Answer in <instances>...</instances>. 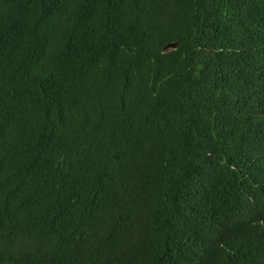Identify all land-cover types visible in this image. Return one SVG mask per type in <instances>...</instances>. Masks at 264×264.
Instances as JSON below:
<instances>
[{"label":"trees","instance_id":"1","mask_svg":"<svg viewBox=\"0 0 264 264\" xmlns=\"http://www.w3.org/2000/svg\"><path fill=\"white\" fill-rule=\"evenodd\" d=\"M0 264H264V0H0Z\"/></svg>","mask_w":264,"mask_h":264}]
</instances>
